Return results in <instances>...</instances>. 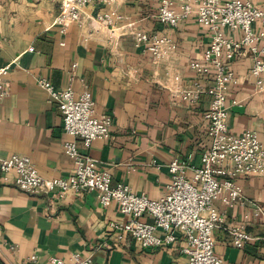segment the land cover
<instances>
[{
    "label": "crops",
    "instance_id": "0c3cea01",
    "mask_svg": "<svg viewBox=\"0 0 264 264\" xmlns=\"http://www.w3.org/2000/svg\"><path fill=\"white\" fill-rule=\"evenodd\" d=\"M160 2L119 0L116 8L122 19L114 29L86 17L83 25L72 23L62 31L55 23L61 0H0V66H10L8 93L0 97V158L27 155L43 176H67L74 171V161L64 143L77 140L82 153L111 173L113 184L125 183L152 199L167 192L173 159L192 155L191 164L200 165L211 143L204 117L211 96L203 94L198 103L187 105L178 89L194 79L210 86L209 76L191 70L189 63L203 60L211 32L194 15L177 27L159 21ZM107 9L96 3L86 7V16ZM138 30L169 37L176 48L157 60L136 46ZM251 66L247 52L233 63L238 83L228 104H241L231 106L229 129L234 134L254 130L264 143V89L257 90ZM176 73L183 77L180 85ZM41 79L57 89L71 84L77 95L89 89L97 113L114 118L111 136L85 147L69 135L62 112L39 85ZM238 181L242 200L228 207L218 199L214 205L225 213L226 224L242 223L250 239L236 247L224 224L213 231L215 250L223 264H264V216L255 211L264 208V174ZM98 198L97 191L35 194L19 190L12 181L0 182V264H52L51 257L69 261L77 252L91 253L92 264L188 263L181 240L143 247L130 233L112 228L111 222L130 217L120 212L117 202L105 207ZM143 220L153 221L147 215Z\"/></svg>",
    "mask_w": 264,
    "mask_h": 264
},
{
    "label": "built area",
    "instance_id": "2783aa9c",
    "mask_svg": "<svg viewBox=\"0 0 264 264\" xmlns=\"http://www.w3.org/2000/svg\"><path fill=\"white\" fill-rule=\"evenodd\" d=\"M118 1L61 0L55 23L65 31L72 23L83 25L88 17L92 23L114 29L117 21L122 19L116 8ZM96 3L104 4L108 9L86 16V7ZM192 15L209 29L211 41L203 53V60L191 61L189 68L199 75L209 76L211 84L205 87L194 79L179 86L178 92L187 105L198 103L203 94L211 96L210 107L204 115L211 143L201 154L200 165L191 164L192 155L173 159L168 164L171 182L167 192L152 199L144 192H135L125 183L113 184L111 173L100 168L94 157L82 153L77 140H69L64 143L67 154L74 161V171L69 175L45 177L29 156L14 153L0 158V182L12 181L19 190L35 194L97 191L101 205L106 207L115 201L120 212L130 217L126 222H111L110 226L130 233L143 247H159L181 240L182 251L188 256L187 264H223V258L215 250L213 231L226 224V216L214 203L221 199L226 206H235L243 197L238 178L264 174V143L254 130L240 134L230 131L231 106L241 103L228 104L231 88L238 83L233 63L241 54L251 55L250 74L257 90L264 89V3L257 4L252 0H161L157 18L170 27H177ZM225 29L241 34L235 36ZM134 40L136 46L143 47L157 60L167 58L176 48L169 37L142 30L134 33ZM77 66L73 63L72 68ZM9 69V65L0 66V97L8 93L6 77ZM173 77L180 85L182 75L176 73ZM38 83L62 112L65 131L79 138L85 147H90L97 139L111 136L114 118L111 114L97 113L89 89L85 88L77 95L71 84L57 89L46 79ZM189 170L192 171L190 177ZM255 211L264 216L263 207L257 206ZM145 215L153 221L143 220ZM226 229L236 247H243L250 239L242 223H227ZM50 260L52 264H92L93 256L77 252L69 261L58 256Z\"/></svg>",
    "mask_w": 264,
    "mask_h": 264
}]
</instances>
